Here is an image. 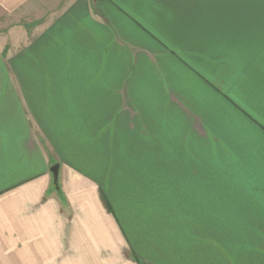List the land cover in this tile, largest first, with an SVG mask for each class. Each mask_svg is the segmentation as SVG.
Returning <instances> with one entry per match:
<instances>
[{
  "label": "crops",
  "instance_id": "1",
  "mask_svg": "<svg viewBox=\"0 0 264 264\" xmlns=\"http://www.w3.org/2000/svg\"><path fill=\"white\" fill-rule=\"evenodd\" d=\"M26 18L0 264H264V0H0Z\"/></svg>",
  "mask_w": 264,
  "mask_h": 264
},
{
  "label": "rangeland",
  "instance_id": "2",
  "mask_svg": "<svg viewBox=\"0 0 264 264\" xmlns=\"http://www.w3.org/2000/svg\"><path fill=\"white\" fill-rule=\"evenodd\" d=\"M29 20H30L29 18H26V19H22L20 22H18L16 20L10 21V20L6 19V21L0 22V30H5V34H3V35L6 37L7 35H9L7 33L10 32V28H11V30H15L16 32L23 30V28L27 29L26 25L30 22ZM1 35L2 34H0V36Z\"/></svg>",
  "mask_w": 264,
  "mask_h": 264
},
{
  "label": "water",
  "instance_id": "3",
  "mask_svg": "<svg viewBox=\"0 0 264 264\" xmlns=\"http://www.w3.org/2000/svg\"><path fill=\"white\" fill-rule=\"evenodd\" d=\"M50 170H51V173H52L53 181H57V178H58V165L54 164L53 166H51Z\"/></svg>",
  "mask_w": 264,
  "mask_h": 264
}]
</instances>
